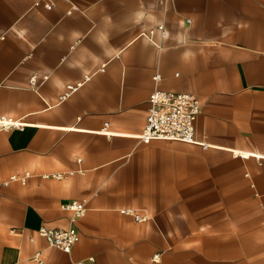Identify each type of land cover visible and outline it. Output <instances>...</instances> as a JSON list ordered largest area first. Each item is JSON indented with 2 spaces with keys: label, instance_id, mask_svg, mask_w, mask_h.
<instances>
[{
  "label": "crops",
  "instance_id": "0c3cea01",
  "mask_svg": "<svg viewBox=\"0 0 264 264\" xmlns=\"http://www.w3.org/2000/svg\"><path fill=\"white\" fill-rule=\"evenodd\" d=\"M153 90L194 142L137 140ZM0 117V264H264V0H0Z\"/></svg>",
  "mask_w": 264,
  "mask_h": 264
},
{
  "label": "built area",
  "instance_id": "2783aa9c",
  "mask_svg": "<svg viewBox=\"0 0 264 264\" xmlns=\"http://www.w3.org/2000/svg\"><path fill=\"white\" fill-rule=\"evenodd\" d=\"M51 6L49 3L46 4L49 9ZM157 29L161 31L163 37V26H158ZM153 32V30H149L146 36L150 38ZM153 79L157 81L159 76H155ZM76 89L77 87L70 88L71 91ZM200 112L201 104L193 95L153 90L148 98L145 124L137 140L142 144H149L154 139L194 142L193 122ZM22 127L23 125L16 120L0 117V132ZM62 208L73 212L71 222L85 211L83 204L78 202L67 203ZM38 235L43 237L50 246L64 253H69L72 246L78 241V233L73 226L67 229L41 226L38 229ZM87 261H78L75 264H90L93 260L89 258ZM35 263L44 264L38 253L29 264Z\"/></svg>",
  "mask_w": 264,
  "mask_h": 264
},
{
  "label": "clouds",
  "instance_id": "9594fccd",
  "mask_svg": "<svg viewBox=\"0 0 264 264\" xmlns=\"http://www.w3.org/2000/svg\"><path fill=\"white\" fill-rule=\"evenodd\" d=\"M142 16H143L142 13H137V17H138V18H141Z\"/></svg>",
  "mask_w": 264,
  "mask_h": 264
}]
</instances>
